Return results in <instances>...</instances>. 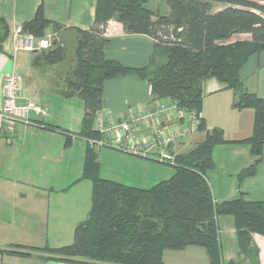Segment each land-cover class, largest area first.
Segmentation results:
<instances>
[{"label": "trees", "instance_id": "16d2710c", "mask_svg": "<svg viewBox=\"0 0 264 264\" xmlns=\"http://www.w3.org/2000/svg\"><path fill=\"white\" fill-rule=\"evenodd\" d=\"M147 2L97 0L94 26L77 30L74 64L61 84H56L62 88L61 94L79 97L83 102L84 116L76 135L86 142L101 137L93 123L102 111L104 81L129 73L148 82L154 99H168L198 115L202 109L201 83L214 78L223 89L232 91L234 109L253 110L252 132L244 139L227 141L220 128L206 129L200 117L195 132L169 147L175 162L163 164L173 166L172 175L149 188L102 178L98 149L87 142L82 173L76 180L91 182L86 218L74 227L70 244L28 250L80 264H166L165 250L193 246L205 250L208 264H239L235 260L223 262L221 257L217 220L229 216L238 252L249 264H258L252 235L264 236V200H248L240 193L234 199L216 202L206 173L215 167L214 147L224 143H244L255 157L253 164L237 175L238 183L255 175L262 157L264 101L244 89L239 71L252 54L264 50V0H167V14L147 7ZM215 3L226 6L214 11ZM110 19L120 22L127 33H143L153 38L154 54L161 56L160 63L156 66L152 63L154 67L130 68L106 58L104 48L108 40L104 32ZM21 28L42 37L47 30H58L60 26L46 20L39 5ZM237 33H249L251 38L228 41ZM8 34V24L0 17V47ZM170 34L174 39L160 37ZM64 58L63 46L54 39L49 48L38 51L33 64L50 67ZM197 131L204 133L202 138L190 149L178 152V144ZM65 145H69V139ZM22 249L12 246L0 251L29 254Z\"/></svg>", "mask_w": 264, "mask_h": 264}, {"label": "crops", "instance_id": "0c3cea01", "mask_svg": "<svg viewBox=\"0 0 264 264\" xmlns=\"http://www.w3.org/2000/svg\"><path fill=\"white\" fill-rule=\"evenodd\" d=\"M96 1L0 0V17L9 27V34L0 47V88L5 74L18 73L23 78V96L45 109L43 115L30 114L31 123L13 122L0 131V250L21 246L29 253L0 251V264H80L57 260L47 253L31 252L28 248H58L70 244L74 227L87 216L91 182L86 179L76 181L82 173L88 147L86 140L76 135L84 116V105L79 97H66L60 93L62 88L56 84L62 81L51 75L57 66L33 64L34 56L41 49L14 52L11 37L14 29L31 19L37 7L42 5L44 18L60 26L58 30H49L65 48L66 42L76 43L77 30H89L94 26ZM104 36L108 40L104 48L106 58L130 68L154 67V40L149 35L127 33L120 22L110 19ZM250 38L249 33H237L228 41ZM239 77L244 89L264 101V50L247 59ZM201 89L199 115L206 129L220 128L227 141L241 140L251 134L253 110L234 109L231 90L223 89L214 78L202 81ZM151 99L148 82L135 73L108 78L103 86L102 112L113 117H126L143 109ZM2 103L0 92V109ZM199 133L181 141L178 152L183 150L187 140L188 144L197 142ZM66 139H69L67 146ZM212 158L216 173L209 172L206 178L216 202L234 199L240 193L248 200H264V146L255 175L239 183L237 175L255 160L248 145L236 142L218 145L212 151ZM136 160L135 168L139 171L155 163ZM145 173L139 176L133 173L129 177L132 179L122 175L108 177L99 168L102 178L139 188H149L145 184L157 180ZM158 177L162 178L161 175ZM217 221L223 262L235 260L239 264H249L238 252L231 217L221 216ZM252 243L257 249L258 264H264V236L253 234ZM172 251L176 252L165 250L163 253L166 264H208L206 252L201 247Z\"/></svg>", "mask_w": 264, "mask_h": 264}, {"label": "built area", "instance_id": "2783aa9c", "mask_svg": "<svg viewBox=\"0 0 264 264\" xmlns=\"http://www.w3.org/2000/svg\"><path fill=\"white\" fill-rule=\"evenodd\" d=\"M53 35L47 30L42 37H35L23 32L21 26L17 27L11 37L12 49L16 52L49 48L56 38ZM160 37L174 39L171 34ZM0 92L3 101L0 131L13 122L31 123V113L45 114L41 105L23 96V78L18 73L4 75ZM199 122L200 116L194 110L182 109L168 99L153 98L143 109L124 118L113 117L101 111L93 123L101 137L87 142L95 149L106 145L146 160L174 164L175 155L170 152L169 147L187 134L195 132Z\"/></svg>", "mask_w": 264, "mask_h": 264}, {"label": "rangeland", "instance_id": "374dc122", "mask_svg": "<svg viewBox=\"0 0 264 264\" xmlns=\"http://www.w3.org/2000/svg\"><path fill=\"white\" fill-rule=\"evenodd\" d=\"M254 1H257V0H254ZM261 3L263 4V2H261ZM146 6L152 8V9L157 8L161 14H167L168 10H169L168 5H167V0H148V2L146 3ZM225 6H226V4L215 3L214 4V11L223 9ZM64 45H65V48H64L65 58L60 63L53 65V67L54 66H57V67L55 68L54 72H51V75L53 74L52 76H54L59 81H62V78L67 73V70L74 64V62H73L74 60L72 61V58L74 56L73 54H74V48H75L76 43L72 42V44H70V43L66 42V44H64ZM154 60H155L154 65L155 66L158 65L160 63L161 56H159L157 54L155 56ZM23 68H24V66H23ZM20 72L23 73L22 70H20ZM23 74H26V73H23ZM61 74H64V75H61ZM31 114H33V113H31ZM123 117H125V116H123ZM203 134H204L203 132L197 134L196 139L202 138ZM188 142H189V140L186 141V144L183 148L184 150L190 149V147H192V144H190V143L188 144ZM97 149L99 151L98 152L99 168H101L103 171V174L108 176V177H115L117 175H122L124 178L125 177L129 178L130 175L133 173L136 174L137 176H139L142 174H146L145 172H147L148 176H153V177H156V179H157V180H154V182H150V184H145V185H148V187H150V185H153L154 183L158 182L159 180L169 178L174 171L173 166L168 165V164L158 163V162H155L154 165L153 164L147 165L144 169H142V171H139L138 169L135 168L134 162H138L136 160L138 158L140 160H146V159L132 155V154H129V153H125L123 151L118 150L117 148L106 146V145L100 146ZM129 158L131 161H129ZM146 161L148 162V160H146ZM151 162H153V161H151ZM213 170H215V169L213 168L211 170H208L206 175L208 176L209 172L216 173V170L215 171H213ZM157 174L161 175L162 178L159 179ZM134 178H135V176H134ZM129 179H132V178H129ZM136 183H140V182H136ZM142 185H144V184H142ZM90 196H91V193H90ZM262 197L263 196H261V198H259V199H262ZM170 252H176V251L170 250ZM47 255L52 256L48 253H47Z\"/></svg>", "mask_w": 264, "mask_h": 264}]
</instances>
